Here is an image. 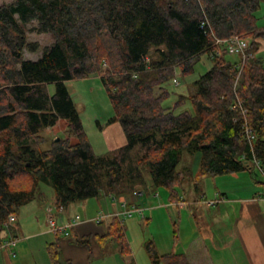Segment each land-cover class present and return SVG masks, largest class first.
Segmentation results:
<instances>
[{
  "label": "trees",
  "instance_id": "obj_1",
  "mask_svg": "<svg viewBox=\"0 0 264 264\" xmlns=\"http://www.w3.org/2000/svg\"><path fill=\"white\" fill-rule=\"evenodd\" d=\"M261 1L0 4V231L10 213L41 194V183L52 187L56 207L101 195L130 200L137 185L163 186L169 200L178 201L185 182L249 170L253 158L263 165L264 61L254 54L258 38L264 40L255 14ZM32 21L30 30L50 33L54 41L38 58L26 59L24 50L39 47L26 35ZM233 34L250 38L243 59L214 42ZM204 52L211 67L193 81L194 90L164 105L170 94L164 85L176 69L183 76L191 72ZM90 73L99 74L112 103L115 114L108 122L118 121L126 139L103 153L94 151L65 84ZM59 120L66 135L46 141L41 132ZM197 152V170L177 167L184 153ZM124 232V224L112 217L97 241L111 238L124 256L129 253ZM60 239L56 234L45 247L50 263L74 264L61 257ZM74 241L89 247L88 237ZM146 251L153 264H189L183 253L159 255L151 242Z\"/></svg>",
  "mask_w": 264,
  "mask_h": 264
},
{
  "label": "crops",
  "instance_id": "obj_2",
  "mask_svg": "<svg viewBox=\"0 0 264 264\" xmlns=\"http://www.w3.org/2000/svg\"><path fill=\"white\" fill-rule=\"evenodd\" d=\"M258 40L257 56L264 50V40ZM107 138L112 140V134ZM115 146L118 145L112 147ZM262 166L264 168V164ZM255 169L264 180V173L252 163L249 170L224 174L225 179L233 180V186L219 187L211 196L202 197L201 203L171 204L179 219L186 212V217L195 220V226L202 223L200 230L194 228L193 233L187 235L184 249L177 252L183 253L189 264H264V181L255 180ZM40 190L39 200L35 197L15 213L16 227H4L0 231V242L16 238L14 245L0 247V264L50 263L45 247L55 240L56 234L49 227L48 216L51 214L58 224H64L79 214L78 209L81 210L80 219L68 229L67 235L60 234L61 257L74 264H92L93 258H102L103 248L114 242L105 238L99 243L97 236L105 232L112 216H105L100 223L94 219L100 212L112 213L119 204L110 195H101L96 202L88 198L59 209L53 204L54 192L43 201L45 192L41 185ZM210 200L213 203H209ZM149 208V214H152L155 208ZM82 236L89 238V247L74 241V237ZM112 250V256L120 255L117 246ZM127 256L128 262L134 260Z\"/></svg>",
  "mask_w": 264,
  "mask_h": 264
},
{
  "label": "rangeland",
  "instance_id": "obj_3",
  "mask_svg": "<svg viewBox=\"0 0 264 264\" xmlns=\"http://www.w3.org/2000/svg\"><path fill=\"white\" fill-rule=\"evenodd\" d=\"M13 0H0V4H7ZM257 16V25L264 27V0L261 1L260 8L255 12ZM35 21L27 23L26 35L29 41L38 42L37 51L24 50V58L36 59L40 56L42 49L45 46L51 45L54 41L52 35L46 32H37L30 30L35 25ZM247 39L249 45V37L241 35ZM248 48V47H247ZM247 50V49H246ZM257 51L254 52L256 54ZM258 55V54H256ZM264 60V50L259 54ZM231 59L236 58L235 55H229ZM211 60L207 53H201L193 64V69L186 75H182L179 68L176 69L175 78L168 81L164 86L169 90V96L164 100L163 104L171 106L177 99L180 93H189L194 90L193 81L202 73L211 67ZM99 74L90 73L84 78H74L65 81L67 89L73 99L75 107L79 113L83 129L86 132L89 141L96 153H103L114 145L124 143L125 134L118 121L108 122L115 112L112 103L107 95V92L100 81ZM50 92L54 90V84H49ZM157 92L159 89L156 90ZM41 134L47 138L46 141H51L52 138L64 137V121L59 120L53 127H46ZM112 134V140L108 139V135ZM75 142L74 138H71ZM47 142L41 145L47 147ZM117 147V146H115ZM114 148V147H112ZM182 165L191 166L197 170L199 166V153L193 155L184 153L181 161L177 167ZM254 170V169H253ZM255 180H263L260 172L255 169ZM146 178H149L148 172L145 173ZM224 175H202L200 178L193 179L190 182H185L184 185L178 188V193L181 198L178 201H170L168 190L163 187L145 190L141 185H137L135 189H142L143 194L140 197H132L127 201L135 202L142 208V212L134 211L132 216L123 219L125 225V239L129 247L128 255L134 260L128 262L126 257L111 255L115 244L107 245L103 248L104 255L100 259H92V264H153L146 251V244L151 242L159 255L165 253L181 252L186 244L187 235L193 233V229L199 227L201 229L202 223L186 217V212H183L181 219L177 216L171 204L189 203L197 204L202 202V197H209L211 194L219 189V187L227 185L233 186L232 179H225ZM41 188L45 192L44 200L49 198L53 192L49 184L41 183ZM235 185V184H234ZM28 187V183L23 185ZM96 202L97 197L90 198ZM216 199V198H215ZM218 199V198H217ZM35 200H39L38 197ZM34 200V201H35ZM128 201V202H129ZM218 201V200H217ZM205 203V202H203ZM155 208L152 214H149V207ZM78 215L81 210L78 209ZM197 217V215H195ZM195 231V230H194ZM179 235V237H178ZM44 255L47 258L46 253ZM136 256V257H135ZM28 258H31L28 255ZM136 258V259H135ZM50 262V261H49ZM51 264V263H48ZM158 264H164L162 260Z\"/></svg>",
  "mask_w": 264,
  "mask_h": 264
},
{
  "label": "built area",
  "instance_id": "obj_4",
  "mask_svg": "<svg viewBox=\"0 0 264 264\" xmlns=\"http://www.w3.org/2000/svg\"><path fill=\"white\" fill-rule=\"evenodd\" d=\"M215 39V44L218 45H224L227 48V51L231 54H237L239 55L242 59L246 55V49L248 47V42L247 39L244 38L243 36L239 34H233L228 38H217L214 37ZM245 137L247 140L251 141L252 139V132L251 130L246 127L245 128ZM253 164L256 165L263 173H264V168L263 166L259 163V161L255 158H253ZM143 194L142 189H137L135 191V197H140ZM112 197V196H111ZM113 200H115L119 204V208L113 211L110 214H104V213H98V215L95 217V222L100 223L102 219L105 216H112L115 217L118 221L123 222V219L126 217L132 216L134 211L142 212V208L139 206V204L135 202H128L125 198L117 200L116 198L112 197ZM209 203H213L212 200L209 201ZM59 209H62V206H58ZM50 211V210H48ZM16 214L15 213H10L7 216V219L4 223L5 227H16ZM80 219V216L78 214L74 215L73 218L70 219L69 222L64 223V224H58L55 218L50 214L48 216V224L50 229L55 233V234H63L67 235L68 234V229L72 227L74 223H76ZM16 242V238H11L10 240L0 242V247L6 246V245H14Z\"/></svg>",
  "mask_w": 264,
  "mask_h": 264
},
{
  "label": "water",
  "instance_id": "obj_5",
  "mask_svg": "<svg viewBox=\"0 0 264 264\" xmlns=\"http://www.w3.org/2000/svg\"><path fill=\"white\" fill-rule=\"evenodd\" d=\"M59 138H56V140H58Z\"/></svg>",
  "mask_w": 264,
  "mask_h": 264
}]
</instances>
